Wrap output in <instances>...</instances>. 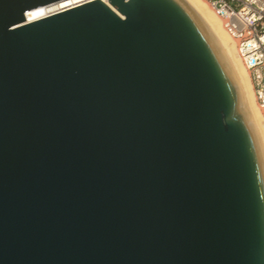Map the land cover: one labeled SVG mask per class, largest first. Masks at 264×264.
<instances>
[{
    "label": "water",
    "instance_id": "obj_1",
    "mask_svg": "<svg viewBox=\"0 0 264 264\" xmlns=\"http://www.w3.org/2000/svg\"><path fill=\"white\" fill-rule=\"evenodd\" d=\"M0 0V264H264V142L189 0Z\"/></svg>",
    "mask_w": 264,
    "mask_h": 264
},
{
    "label": "built area",
    "instance_id": "obj_2",
    "mask_svg": "<svg viewBox=\"0 0 264 264\" xmlns=\"http://www.w3.org/2000/svg\"><path fill=\"white\" fill-rule=\"evenodd\" d=\"M68 1L71 4L56 8L48 15L90 0ZM102 1L113 9L108 0ZM206 1L221 18L225 31L235 40L239 57L249 72L255 101L264 117V0Z\"/></svg>",
    "mask_w": 264,
    "mask_h": 264
},
{
    "label": "bare ground",
    "instance_id": "obj_3",
    "mask_svg": "<svg viewBox=\"0 0 264 264\" xmlns=\"http://www.w3.org/2000/svg\"><path fill=\"white\" fill-rule=\"evenodd\" d=\"M192 5L200 12L204 17L219 42L223 46L230 60L232 61L236 72L242 83L246 101L248 104L249 111L252 115L254 123L261 135L262 142H264V117H262L261 111L255 101L253 87L251 84L248 70L243 65L236 47L235 40L229 36L222 25L221 18L214 12L212 7L206 0H189ZM71 4L68 0H62L56 4H50L34 8L26 13L27 20H34L42 16L48 15L51 11L56 8L65 7Z\"/></svg>",
    "mask_w": 264,
    "mask_h": 264
}]
</instances>
